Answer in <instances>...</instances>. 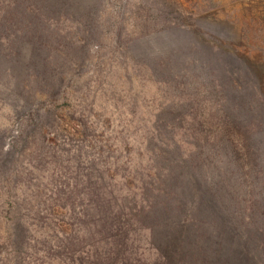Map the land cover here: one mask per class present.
Returning <instances> with one entry per match:
<instances>
[{"label":"trees","instance_id":"1","mask_svg":"<svg viewBox=\"0 0 264 264\" xmlns=\"http://www.w3.org/2000/svg\"><path fill=\"white\" fill-rule=\"evenodd\" d=\"M47 2L0 0V59H16L23 44L43 54L35 104L16 108L8 147V130H0V264H187L184 248L196 233L193 204L206 195L208 176L217 173L223 181L219 164L264 170V61L245 57L246 66L228 42L216 40L209 64L158 78L147 70L151 65L131 56L133 66L151 74L147 83L159 102L142 105L143 120L116 118V110L135 118L136 109L113 101L111 111L98 95L105 85L93 76L94 85H72L81 78L73 71L80 63L61 53L68 52L62 42L68 37L56 24L70 16L53 14ZM174 7L168 14L155 11L163 25L151 24L142 36L184 30L180 20L187 12ZM195 21L190 34L203 35ZM106 32L115 45L130 33L123 23ZM230 57L236 67L226 70L221 60ZM114 143L119 154L123 143L136 151L130 164L105 156V145ZM125 164L130 173L119 176ZM144 237L160 248L154 261L139 252Z\"/></svg>","mask_w":264,"mask_h":264},{"label":"rangeland","instance_id":"2","mask_svg":"<svg viewBox=\"0 0 264 264\" xmlns=\"http://www.w3.org/2000/svg\"><path fill=\"white\" fill-rule=\"evenodd\" d=\"M174 2L187 12L180 20L184 30L143 37L146 27L164 23L162 15L155 18V11L173 12ZM46 7L55 15L64 11L70 16L69 21L56 24L59 29H64L59 30L64 32L60 36L68 37V40L62 39L68 52L61 53L68 55L70 62L79 60L80 63L73 71L81 78L72 85L79 88L89 82L94 85L92 76L98 85L103 83L105 87L100 85L98 95L107 99L106 105L110 106L114 101L119 108L136 109L135 118L127 113L121 115L120 110L114 111L116 118L120 119L143 120L147 114L142 105L149 108L158 105L159 92L154 85L147 83L151 75L147 70L153 71L158 78L171 69L181 73L192 68L197 70L211 62L208 53L216 40L228 42L235 50V57L241 58L245 65V57L262 61V64L264 61V0H48ZM81 14H85L87 20H78ZM195 17V29L201 30L203 35L190 34L194 28L189 25ZM120 23L130 33L119 37L115 45L112 43L114 38L106 30L112 24L118 26ZM79 40L80 43H75ZM128 40L131 41L129 51L125 48ZM131 56L151 66L147 70L145 66H133ZM230 59L221 60L226 70L232 68L233 63L236 67L234 59ZM42 60L43 54L29 44L20 46L16 59H0V73H4L0 75V130H8L5 147L15 133L17 109L35 104L31 96L38 90ZM82 60L88 62L82 64ZM156 71H161L160 75ZM216 114L213 112L212 116ZM220 120L212 119L211 122ZM125 134L120 135L119 140L128 136ZM117 146L118 143H114V147L105 145V156L109 152L112 153L110 160L113 157L118 158L117 162L130 164L136 151L131 154L123 143L119 154ZM242 167L235 163L227 168L219 164L223 181H218L217 173L208 176L206 195L193 204L191 217L196 233L190 246L184 248L187 264H264V170L258 173L259 170ZM129 171L128 164L122 165L119 176H127ZM161 232V229L153 230L152 236ZM148 233L145 231L141 236ZM140 247L139 252H144L152 261L156 259V250L160 249L156 242L149 244L145 237ZM159 252L162 256H169L162 250ZM45 264L62 263L55 259Z\"/></svg>","mask_w":264,"mask_h":264}]
</instances>
